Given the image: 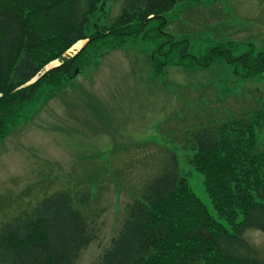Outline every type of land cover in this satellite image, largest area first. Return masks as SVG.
I'll return each mask as SVG.
<instances>
[{"label":"rangeland","instance_id":"obj_1","mask_svg":"<svg viewBox=\"0 0 264 264\" xmlns=\"http://www.w3.org/2000/svg\"><path fill=\"white\" fill-rule=\"evenodd\" d=\"M122 3L105 0L102 21L113 23ZM188 8H194L188 13L191 22L182 12ZM164 16L172 40H180L175 47L182 50L187 44L188 55L180 57L179 51L180 63L162 65L154 74L149 54L161 42L167 48L170 37L160 35L151 42L153 21L144 38L125 37L116 47L109 46L108 37L99 38L81 57L79 72L57 88H42L8 135L0 138V226L53 192L89 190L97 195L100 189L88 205L91 213H98V237L76 263L96 264L119 231L126 204L172 154L189 187L212 211L203 177L188 162L193 135L230 116L264 111V72L248 74L242 62L222 57L209 67L187 64L192 56L204 60L208 49L230 50L233 57L264 50V0H187ZM230 40L236 43H227ZM83 41L65 55L74 56L89 37ZM60 64L53 60L34 78ZM256 138L262 149L263 127H258ZM73 202L78 203L74 197ZM244 237L264 258V232L248 229Z\"/></svg>","mask_w":264,"mask_h":264},{"label":"trees","instance_id":"obj_2","mask_svg":"<svg viewBox=\"0 0 264 264\" xmlns=\"http://www.w3.org/2000/svg\"><path fill=\"white\" fill-rule=\"evenodd\" d=\"M185 1L123 0L118 18L107 25L100 16L105 0H0V138L8 135L42 88H57L79 72L81 57L99 38L108 37L109 46L116 47L125 37L144 38L153 21L151 42L160 35L170 37L167 48L161 42L149 54L154 74L162 65L180 63L179 51L180 57L188 55L187 44L182 50L175 47L180 40L174 42L173 32L165 29L164 14ZM193 9L182 10L187 22ZM88 37L78 53L65 55ZM224 51L208 49L204 60L192 56L187 67H209L222 57L242 62L248 74L264 72V50L234 57ZM56 59L60 65L27 83ZM217 125L202 126L193 135L188 159L203 177L215 214L189 187L172 154L162 171L126 204L122 225L96 264H264L244 237L248 229L264 232V147H257L256 138L258 127L264 128V111L250 116L243 112ZM100 194V189L97 195L59 190L3 223L0 263L76 264L98 237V213H91L88 205Z\"/></svg>","mask_w":264,"mask_h":264},{"label":"bare ground","instance_id":"obj_3","mask_svg":"<svg viewBox=\"0 0 264 264\" xmlns=\"http://www.w3.org/2000/svg\"><path fill=\"white\" fill-rule=\"evenodd\" d=\"M83 40H78L77 42H75L72 46H71V50L73 49H77V48H79L80 46H82V44H83ZM56 62V61H55Z\"/></svg>","mask_w":264,"mask_h":264},{"label":"water","instance_id":"obj_4","mask_svg":"<svg viewBox=\"0 0 264 264\" xmlns=\"http://www.w3.org/2000/svg\"><path fill=\"white\" fill-rule=\"evenodd\" d=\"M82 40H83V39H82ZM33 79H34V80H33ZM33 79H32L33 81H35V80H36L35 78H33ZM32 80H31V81H32ZM31 81H30V82H31Z\"/></svg>","mask_w":264,"mask_h":264}]
</instances>
